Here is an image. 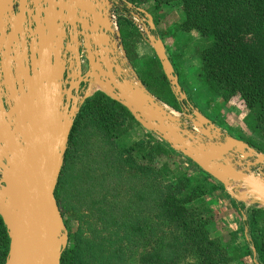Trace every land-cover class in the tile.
Segmentation results:
<instances>
[{"label": "water", "instance_id": "95a60500", "mask_svg": "<svg viewBox=\"0 0 264 264\" xmlns=\"http://www.w3.org/2000/svg\"><path fill=\"white\" fill-rule=\"evenodd\" d=\"M110 1L0 0V43L3 37L6 43L22 36L24 47V36L30 39L28 50L21 54L26 66L14 58L16 85L9 89L8 109L0 97V217L9 238L5 264H60L68 234L54 190L74 118L88 98L80 100L79 88L93 81L144 130L219 183L230 199L242 202L250 194L264 206V176L253 172L264 169L262 153L226 136L189 106L192 116L181 114L194 117L199 133L193 132L144 88L131 84L113 40ZM135 11L130 14L139 13L147 20L144 36L171 90L185 100L165 45L152 33V16L141 8ZM59 25L72 28L74 37H59ZM63 38L64 51L74 63L67 87Z\"/></svg>", "mask_w": 264, "mask_h": 264}, {"label": "trees", "instance_id": "16d2710c", "mask_svg": "<svg viewBox=\"0 0 264 264\" xmlns=\"http://www.w3.org/2000/svg\"><path fill=\"white\" fill-rule=\"evenodd\" d=\"M151 2L155 14V16L152 14L154 35L162 40L170 36L168 33L159 32L160 16L157 13L165 4H177L184 16L179 29L194 30L208 40V44L199 52L200 67L196 77L210 96L220 97L225 102L239 96L251 118L252 132L260 139V141L245 140V143L264 155V0H119L122 13L118 14L117 22L121 44L137 81L149 94L175 112L190 114L189 106L193 107V105L188 98L179 100L174 95L155 55L147 58L139 57L136 46L143 40L142 35L132 20L123 15L136 12L137 8ZM176 57L177 55L172 53L169 60L178 77V63L177 60L174 61ZM96 90L99 89L95 88L88 92L86 97H90L81 104L63 156L62 169L54 190V198L62 218L64 210L72 206V201L67 203L66 198L61 199L59 190L67 163L76 151L84 125L86 126L89 121L90 125L101 131L102 136L110 140V144L115 145L114 141L123 135L119 128L129 120L136 123L130 113L118 102L102 92L90 94ZM148 138L153 141V146H148L147 151L141 141L123 147L124 149L116 156L117 163L114 164L116 175L123 174L127 167V178L140 176L149 181L145 187L148 189L146 196L137 195L135 202L130 198L126 199L131 206L129 210L127 208L120 211L115 203H107L110 208L108 216H112L116 224L118 217L126 214V226L131 227L134 220L131 209L140 203L143 204L146 197H152L153 204L151 203L152 207L148 211H156L158 220L177 227L179 232L174 240L183 253H192L196 257L195 264H226L227 252L222 245L221 237H209L207 227L214 218L212 208L204 201V197L217 190H223L222 186L192 163L198 172L191 177L186 175L177 166L178 161L173 157L174 151L170 150L169 146H164L165 143L155 138L153 134H148ZM135 153L140 155L139 162L133 157ZM159 158L163 159V162L155 169V165L152 166L150 163ZM131 170L133 174L130 173ZM171 173L177 175L175 182L162 185L159 180ZM113 189L110 201L125 199L126 196L118 191L120 190L118 184ZM201 200H203L201 203L195 204ZM64 225L67 229L68 241L61 253L60 264H82L83 248L76 235L69 233L65 221ZM245 227L258 264H264V209L257 207L247 209ZM174 245L170 242L168 247ZM8 248L9 238L0 217V264H5ZM247 253L249 250L245 252L246 256ZM141 264L169 263L162 261L159 254L153 250L142 256Z\"/></svg>", "mask_w": 264, "mask_h": 264}, {"label": "rangeland", "instance_id": "374dc122", "mask_svg": "<svg viewBox=\"0 0 264 264\" xmlns=\"http://www.w3.org/2000/svg\"><path fill=\"white\" fill-rule=\"evenodd\" d=\"M152 7L153 3L151 2L142 6L141 9L147 11L153 18L155 14H153ZM136 14L140 18H144L143 15ZM157 14L160 16L159 32L170 34L169 37L162 40L166 53L169 57L172 53L177 55L174 61L177 60L178 63V82L193 108L209 119L226 136L244 142L249 139L260 141L257 134L252 132L251 118L239 96L232 97L225 102L220 97L210 96L205 88L200 85V81L196 77L200 67L199 52L208 44V40L202 38L194 30L179 29L184 20L179 5L165 4ZM142 38L143 40L139 41L136 46L139 57L153 56L154 52L145 36L142 35ZM130 75V79L134 80L141 89L144 88L138 84L134 72ZM87 87L88 84L83 87L80 100L84 98ZM95 92L97 91L90 94ZM98 92L102 91L98 90ZM166 108L173 115L181 118L182 122L193 132L199 133L198 127L192 123L194 117L189 119L186 114L182 115L175 112L168 106ZM192 114L191 112L189 116ZM136 123L129 120L119 128L123 135L114 141L115 145L110 144V140L102 136L101 131L94 125H90L89 121L86 126L84 125L76 145V151L67 163L59 190L61 199L66 198L65 202L67 203L72 201V206L64 210L63 221L67 223L69 233L76 235L83 248L82 264H141L142 256L151 253L153 250L159 254L162 261H168L169 264H195L196 257L192 253H183L174 240L179 232L177 227L158 220L156 211H148L153 204L151 202L152 197H146L145 202L140 203L142 207L138 204L131 209L134 213L131 227L126 226V214L120 213L122 216L118 217L119 220L116 224H114L112 216H108L110 208H108L107 203H115L120 211L127 208L129 210L131 206L126 199L130 198L135 202L137 195L146 196L148 192L145 187L149 181L140 176L127 178V167L124 169L125 172L119 175H116L117 172L114 170V164L117 163L115 162L116 156L120 150L124 149L123 147L131 146L140 141L144 144L142 146H146L145 151L148 150V146H153V141L151 142L148 138V134L151 133ZM147 141L150 143L148 144ZM164 146L168 145L164 144ZM172 155L178 161V165H176L179 166L180 171L190 177L197 174L198 170L189 160L179 157L176 152ZM133 157L137 162L141 160L137 153ZM123 158L124 156L121 159L123 160ZM162 162L163 159L159 158L150 164L155 165L154 168L157 169ZM130 173L133 174L132 170ZM176 177L177 175L171 173L168 176H163L159 182L165 185L168 182H175ZM117 184L120 187L118 191H121V194L126 197L125 199L110 201L113 188ZM217 191L226 194L224 190ZM238 192L242 191L239 190ZM220 195L222 196L221 193H217L218 197L216 196L214 201L204 197V201L212 208L214 218L207 227L209 237H221L222 245L226 249L223 248L227 252L226 264H258L256 255L254 256L253 251H251L250 236L245 227L246 211L252 207L263 209L264 206L250 194H246L242 202L225 199V204L221 203ZM226 197L229 198L227 194ZM217 200L219 201L218 204H216ZM202 201H197L195 204ZM148 205L149 209H147ZM240 208L242 209L240 210ZM102 214L107 215L108 218H104L105 216ZM170 242L175 244L174 247H168ZM248 250L249 253L246 256L245 252Z\"/></svg>", "mask_w": 264, "mask_h": 264}, {"label": "flooded vegetation", "instance_id": "af4514ba", "mask_svg": "<svg viewBox=\"0 0 264 264\" xmlns=\"http://www.w3.org/2000/svg\"><path fill=\"white\" fill-rule=\"evenodd\" d=\"M65 2H66V0H65ZM13 9H14V13H16V2L15 1H13ZM112 9H114L118 13L122 12V9L119 5V0H117V1L111 0L109 2V6H108L109 16L108 17H110V13H111ZM69 19L70 20L72 19V15L69 16ZM57 28H58V32L60 34L59 37H61V38H62L63 34H65L66 37L72 36V38L74 37L73 35H75L73 29L72 28L70 29L68 26L59 25ZM8 30L6 31V33H8ZM21 38H22V36H18L17 41H11V42L7 41L5 43L6 37H3L2 43H0V47H1V49H0V97H1L2 102H3L6 109H8L7 100H8V96H9V89L11 87H13L14 85H16V81H15L16 63H14V58L19 59V64L21 66L22 65L26 66V64L24 63L25 59L23 58V56H21V54H22L24 49L26 51L28 50L30 39L28 38V36H26V35L24 36L25 45L23 47ZM8 42L10 43L9 45H7ZM61 42H62L61 45H62V49H63L61 51V53H62V55H66V57H67L65 68H64V74H63V79L66 82V87H67L69 84L68 82H70V80H71V74L73 73L74 63H73V61H70V59H69L70 54H66L64 51V49L66 48V45H65L66 40L63 38V40L61 39ZM83 87H84V85L80 86L78 96L81 95ZM75 94H76L75 92H72V95H75ZM65 104H66V102H64L63 105H65ZM75 118H74V120H75Z\"/></svg>", "mask_w": 264, "mask_h": 264}, {"label": "built area", "instance_id": "2783aa9c", "mask_svg": "<svg viewBox=\"0 0 264 264\" xmlns=\"http://www.w3.org/2000/svg\"><path fill=\"white\" fill-rule=\"evenodd\" d=\"M122 12H120L121 14ZM118 12L115 11L114 9L111 10L110 13V28L112 29V33H113V40L114 43L116 44V47L118 48V51L120 52V57L122 60V67L128 71L130 74H132V69L130 67V65L127 62V59L125 57V55L122 52V44H121V39H120V33H119V28H118ZM136 14V13H135ZM124 16H126L127 18H130L132 20V22L134 23V25L138 28L139 32L141 35H144V28L147 25V20L146 19H142L140 18V16L138 14V16H134L131 14L126 15L125 13L123 14ZM143 33V34H142ZM126 62H127V66H126ZM253 172L256 175H263L264 176V169L260 170V169H253ZM253 248L251 247V251Z\"/></svg>", "mask_w": 264, "mask_h": 264}, {"label": "crops", "instance_id": "0c3cea01", "mask_svg": "<svg viewBox=\"0 0 264 264\" xmlns=\"http://www.w3.org/2000/svg\"><path fill=\"white\" fill-rule=\"evenodd\" d=\"M92 83H98V82H97V81H93V82H90L89 84L91 85ZM90 85H89V86H90ZM89 86H88V87H89ZM88 87H87V89H88ZM87 89H86V90H87ZM96 91H98V90H96ZM154 137H155V136H154ZM155 138H156V137H155ZM178 156H179V157H183V156H181L180 154H178ZM183 159L185 160V158H183ZM217 193H221V194H222V196H221V195L219 196V197L222 198V202H221L222 204H225V199H227L228 201H230V198L226 197V194H224L222 191H221V192L216 191V192L212 193L211 195H209L208 198H209V199H213V201H214V198L217 196ZM218 195H219V194H218ZM217 197H218V196H217ZM223 197H224V198H223ZM217 201H218V200H217ZM217 201H216V202H217ZM216 202H215V203H216ZM218 203H219V201H218L216 204H218ZM213 204H214V203H213Z\"/></svg>", "mask_w": 264, "mask_h": 264}, {"label": "bare ground", "instance_id": "6f19581e", "mask_svg": "<svg viewBox=\"0 0 264 264\" xmlns=\"http://www.w3.org/2000/svg\"><path fill=\"white\" fill-rule=\"evenodd\" d=\"M131 84H132L134 87L139 88L138 85H137V83H136L134 80L131 81ZM89 85H90V84H89ZM89 85H88V86H89ZM95 88H98L99 90H101V86H100V84H99V83H92V84L88 87V89L86 90V92H85V96H87L88 92H90L91 90H93V89H95ZM88 97H90V96H88Z\"/></svg>", "mask_w": 264, "mask_h": 264}]
</instances>
